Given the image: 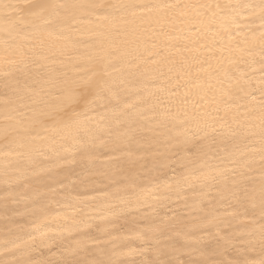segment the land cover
Segmentation results:
<instances>
[{"label":"snow or ice","instance_id":"obj_1","mask_svg":"<svg viewBox=\"0 0 264 264\" xmlns=\"http://www.w3.org/2000/svg\"><path fill=\"white\" fill-rule=\"evenodd\" d=\"M0 264H264V0H0Z\"/></svg>","mask_w":264,"mask_h":264}]
</instances>
